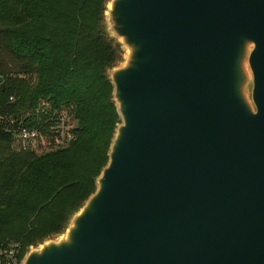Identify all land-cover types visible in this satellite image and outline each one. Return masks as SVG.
<instances>
[{
    "label": "water",
    "instance_id": "95a60500",
    "mask_svg": "<svg viewBox=\"0 0 264 264\" xmlns=\"http://www.w3.org/2000/svg\"><path fill=\"white\" fill-rule=\"evenodd\" d=\"M102 19L106 162L18 264H264V0H105Z\"/></svg>",
    "mask_w": 264,
    "mask_h": 264
},
{
    "label": "trees",
    "instance_id": "16d2710c",
    "mask_svg": "<svg viewBox=\"0 0 264 264\" xmlns=\"http://www.w3.org/2000/svg\"><path fill=\"white\" fill-rule=\"evenodd\" d=\"M105 0H0V243L56 234L94 189L117 123L106 68L120 59ZM11 100H10V99ZM40 112H35L38 104ZM70 105V139L11 147L16 125L45 130Z\"/></svg>",
    "mask_w": 264,
    "mask_h": 264
},
{
    "label": "built area",
    "instance_id": "2783aa9c",
    "mask_svg": "<svg viewBox=\"0 0 264 264\" xmlns=\"http://www.w3.org/2000/svg\"><path fill=\"white\" fill-rule=\"evenodd\" d=\"M70 109V105H62L58 108V112L53 111L51 113V116L48 118L50 124L45 128V132L54 135L53 140L55 141V143H61L63 141L66 142L71 137L70 129H72V125L70 123L69 117ZM38 132L40 131H38L34 127L16 125L13 130V139L15 138L21 143L18 149L34 151V149L26 147L25 145H27V141L33 139L34 134L36 136ZM46 139L47 137L45 138L44 145L46 144ZM42 146H36V148H38V151ZM19 261V245L17 243L11 241L0 243V264H18Z\"/></svg>",
    "mask_w": 264,
    "mask_h": 264
},
{
    "label": "rangeland",
    "instance_id": "374dc122",
    "mask_svg": "<svg viewBox=\"0 0 264 264\" xmlns=\"http://www.w3.org/2000/svg\"><path fill=\"white\" fill-rule=\"evenodd\" d=\"M43 108L45 106H43L42 103L39 102L38 106L36 107V111L35 112H40L42 110H39V108ZM45 130H41L40 132H38V134L35 136L34 134V138L30 139L27 141V145H25L26 147H29L31 149H34L35 152L38 151V148H36L37 145H44L45 142V135H44ZM20 142L17 139H12V141L10 142L11 147H13L14 149H18L20 146ZM39 152V151H38Z\"/></svg>",
    "mask_w": 264,
    "mask_h": 264
}]
</instances>
